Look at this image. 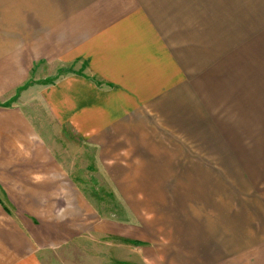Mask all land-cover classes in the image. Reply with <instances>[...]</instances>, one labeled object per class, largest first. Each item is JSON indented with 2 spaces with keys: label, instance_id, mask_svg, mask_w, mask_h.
Segmentation results:
<instances>
[{
  "label": "crops",
  "instance_id": "obj_1",
  "mask_svg": "<svg viewBox=\"0 0 264 264\" xmlns=\"http://www.w3.org/2000/svg\"><path fill=\"white\" fill-rule=\"evenodd\" d=\"M259 1L0 0V264L87 240L106 264H264V38L241 25ZM54 76L43 103L119 164L127 216L17 99Z\"/></svg>",
  "mask_w": 264,
  "mask_h": 264
},
{
  "label": "rangeland",
  "instance_id": "obj_2",
  "mask_svg": "<svg viewBox=\"0 0 264 264\" xmlns=\"http://www.w3.org/2000/svg\"><path fill=\"white\" fill-rule=\"evenodd\" d=\"M261 3L264 5V0H260L259 4ZM242 12V32H245L246 26L255 25V30L252 32H255L259 39L264 38V12L256 14V17L252 12ZM212 18L204 15V22H209L210 27H212L210 21ZM56 78L57 76L46 80L30 81L25 88L23 87L24 89L19 90L17 99L25 102L29 107L30 114L40 122L37 126L41 133L49 141L58 159L67 167L70 175L75 177L81 190L89 195L98 212L103 216H127L123 208H130V206L123 205L121 201L120 180L122 175L118 172L119 164L114 162V165H109V168L114 169L117 173L109 172L108 174L105 170L103 148L99 149L90 144L91 142H87V139L77 134L71 126L57 124L43 103L38 90L44 84L53 83ZM132 207L135 206L132 205ZM154 207L156 206L146 205L147 213L152 212ZM95 241L97 245L94 241L89 240L72 243L69 248L61 252L59 258L55 253V255L45 256L44 261L46 264H106L103 252L104 242Z\"/></svg>",
  "mask_w": 264,
  "mask_h": 264
},
{
  "label": "trees",
  "instance_id": "obj_3",
  "mask_svg": "<svg viewBox=\"0 0 264 264\" xmlns=\"http://www.w3.org/2000/svg\"><path fill=\"white\" fill-rule=\"evenodd\" d=\"M19 89H22V87H21V88H19Z\"/></svg>",
  "mask_w": 264,
  "mask_h": 264
}]
</instances>
